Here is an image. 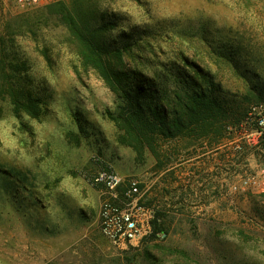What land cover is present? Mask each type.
Returning <instances> with one entry per match:
<instances>
[{
    "label": "rangeland",
    "instance_id": "1",
    "mask_svg": "<svg viewBox=\"0 0 264 264\" xmlns=\"http://www.w3.org/2000/svg\"><path fill=\"white\" fill-rule=\"evenodd\" d=\"M86 4L110 10L103 22L115 25L103 37L112 50L129 45L109 60L114 66L125 64L169 92L177 66L191 71L186 59L211 74L235 112L256 114L248 125H258L264 0ZM80 5L55 0L22 12L0 0V56L9 76H0V264H264V134L253 128L245 158L228 163L234 144L177 139L162 147L167 163L155 167L151 152L109 118L121 101L84 62L68 23ZM27 93L39 109L16 113L12 95ZM103 167L142 182L151 204L161 206L165 233L127 250L102 236L100 193L88 178ZM33 219L56 225L36 234L39 228L24 226Z\"/></svg>",
    "mask_w": 264,
    "mask_h": 264
},
{
    "label": "trees",
    "instance_id": "2",
    "mask_svg": "<svg viewBox=\"0 0 264 264\" xmlns=\"http://www.w3.org/2000/svg\"><path fill=\"white\" fill-rule=\"evenodd\" d=\"M85 3L80 5L74 16H68L71 31L83 46L84 62L93 67L106 86L115 93L121 103L115 114H108L120 128H124L137 144L146 147L156 159L155 167L163 168L170 158L169 151L162 149L177 139L207 140L209 146L223 141L234 144L224 155V161L232 157L245 158L247 147L246 134L258 128L255 122L249 124V112H235L233 108L219 97L220 87L213 81L211 74L193 62H184L191 69L177 66L174 89L166 92L157 86L155 79H148L142 73L131 70L125 64L117 68L109 60L121 56L129 45L113 50L106 44L103 33L109 30L108 23L103 21L110 10L98 11ZM5 56H0V76L9 77L6 73ZM10 88V87H8ZM7 88V90H8ZM4 86L0 85V90ZM10 94V93H9ZM258 95V100L261 96ZM17 98L12 95V104L16 113L25 110L35 114L39 103L31 94ZM78 126L82 129L81 120L75 116ZM245 122V123H244ZM243 123L246 125L243 127ZM234 130V131H233ZM264 141V136L260 141ZM262 141V142H263ZM230 143V144H229ZM169 149V148H168ZM165 158L164 160L161 158ZM165 163H164V162ZM142 187V185H140ZM151 205V201H147ZM162 210L155 212L152 221V233L145 242L153 240L159 232L165 233L161 219Z\"/></svg>",
    "mask_w": 264,
    "mask_h": 264
},
{
    "label": "built area",
    "instance_id": "3",
    "mask_svg": "<svg viewBox=\"0 0 264 264\" xmlns=\"http://www.w3.org/2000/svg\"><path fill=\"white\" fill-rule=\"evenodd\" d=\"M19 11L48 5L55 0H11ZM258 131L264 134V111L258 117ZM264 178V177H263ZM100 193L99 230L115 248L127 250L140 247L152 233L156 209L147 204V190L133 176L124 177L111 167L100 168L88 178ZM264 189V180H262Z\"/></svg>",
    "mask_w": 264,
    "mask_h": 264
},
{
    "label": "crops",
    "instance_id": "4",
    "mask_svg": "<svg viewBox=\"0 0 264 264\" xmlns=\"http://www.w3.org/2000/svg\"><path fill=\"white\" fill-rule=\"evenodd\" d=\"M151 205L156 209V211L161 210V206H156V204H153V203ZM96 207H98V206H96ZM99 207H100V205H99ZM167 207H170V206H167ZM197 208L199 210H205V211L214 208L215 213H217V210L219 211L221 207L220 206H197ZM28 223H29V226H34V227L39 228V231H37L36 234L37 233L38 234H43V233L45 234L46 233V231L43 232V229L41 230L42 227L46 228L50 224L56 225V222L51 221V220L33 219V220L28 221V222H27V220H24L25 228L27 227ZM26 232H27V229H26ZM24 234H25V232H24Z\"/></svg>",
    "mask_w": 264,
    "mask_h": 264
}]
</instances>
